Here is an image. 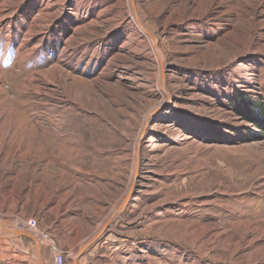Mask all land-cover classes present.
I'll use <instances>...</instances> for the list:
<instances>
[{"label": "rangeland", "instance_id": "374dc122", "mask_svg": "<svg viewBox=\"0 0 264 264\" xmlns=\"http://www.w3.org/2000/svg\"><path fill=\"white\" fill-rule=\"evenodd\" d=\"M239 95L264 0H0V264H264Z\"/></svg>", "mask_w": 264, "mask_h": 264}, {"label": "trees", "instance_id": "16d2710c", "mask_svg": "<svg viewBox=\"0 0 264 264\" xmlns=\"http://www.w3.org/2000/svg\"><path fill=\"white\" fill-rule=\"evenodd\" d=\"M237 100L240 101L239 113L256 125L259 132L264 135V98L260 97L258 101L249 100L244 95H239Z\"/></svg>", "mask_w": 264, "mask_h": 264}, {"label": "crops", "instance_id": "0c3cea01", "mask_svg": "<svg viewBox=\"0 0 264 264\" xmlns=\"http://www.w3.org/2000/svg\"><path fill=\"white\" fill-rule=\"evenodd\" d=\"M25 228V227H24ZM30 230V229H29ZM8 233L9 232H14V235L15 236H23V235H18V234H16L17 232H19V231H23V232H25L27 235H25V236H27V237H30L31 238V236H33V235H31V234H29L26 230H22V229H14V231L13 230H8V228H7V230H6ZM29 235V236H28ZM42 252V251H41ZM27 254H28V259L30 260V258L32 259V258H34V256L33 257H31V254H30V252H28L27 251ZM54 254L53 253H49L48 255L46 254V255H44L43 254V256H42V253H40V256H39V258H38V256H37V259H38V264H40L41 262H42V264H52L53 262H54V257H55V255L53 256ZM80 262H81V258L80 259H78V263L77 264H80Z\"/></svg>", "mask_w": 264, "mask_h": 264}, {"label": "water", "instance_id": "95a60500", "mask_svg": "<svg viewBox=\"0 0 264 264\" xmlns=\"http://www.w3.org/2000/svg\"><path fill=\"white\" fill-rule=\"evenodd\" d=\"M144 133V132H143ZM128 195H130V193L128 194ZM126 196V198H125V200H124V202H123V205H122V207L120 208V209H123L125 206H126V204H127V201L129 200V196ZM16 234H18V235H27L25 232H23V231H19V232H17ZM29 236V235H28ZM31 238L33 239V240H35L36 241V246H37V256H38V258H39V256H40V253H41V247H40V245H39V243H38V241L36 240V239H34L32 236H31ZM89 245H87L85 248H87ZM84 248V249H85ZM84 249H82L81 251H80V255H81V253L83 252V250ZM73 264H75V262H73Z\"/></svg>", "mask_w": 264, "mask_h": 264}, {"label": "built area", "instance_id": "2783aa9c", "mask_svg": "<svg viewBox=\"0 0 264 264\" xmlns=\"http://www.w3.org/2000/svg\"><path fill=\"white\" fill-rule=\"evenodd\" d=\"M55 264H67L65 256L62 253H57L55 256Z\"/></svg>", "mask_w": 264, "mask_h": 264}, {"label": "bare ground", "instance_id": "6f19581e", "mask_svg": "<svg viewBox=\"0 0 264 264\" xmlns=\"http://www.w3.org/2000/svg\"><path fill=\"white\" fill-rule=\"evenodd\" d=\"M132 8H133V7H132ZM135 14H136V13H135ZM1 117H2V115H0V123H1V120H2ZM146 126H147V125H146V123H145V127H146ZM145 130H146V128H145V129L143 128V132H145ZM7 134H8V133H7ZM5 230H6V229H5ZM143 252H144V251H143Z\"/></svg>", "mask_w": 264, "mask_h": 264}]
</instances>
